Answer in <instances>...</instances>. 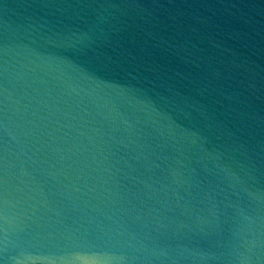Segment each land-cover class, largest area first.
<instances>
[{"label":"clouds","instance_id":"obj_1","mask_svg":"<svg viewBox=\"0 0 264 264\" xmlns=\"http://www.w3.org/2000/svg\"><path fill=\"white\" fill-rule=\"evenodd\" d=\"M38 8L49 11L23 17L18 40L27 43L15 47L37 66L58 61L87 79L123 77L112 83L113 108L151 109L141 135L166 142L172 132L188 146L177 172L186 195L176 192L144 223L115 228L38 231L5 218L0 264H264V166L251 148L264 129L256 104L264 105V65L254 59L252 16L235 5L176 11L111 0ZM16 9L3 6L6 17ZM8 31L5 19V55ZM168 58L177 66L159 63Z\"/></svg>","mask_w":264,"mask_h":264},{"label":"water","instance_id":"obj_2","mask_svg":"<svg viewBox=\"0 0 264 264\" xmlns=\"http://www.w3.org/2000/svg\"><path fill=\"white\" fill-rule=\"evenodd\" d=\"M76 0H0V224L38 231L119 227L144 223L186 195L177 175L191 152L174 133L157 141L141 133L151 109L117 110L113 85L123 77L87 79L68 63H32L17 43L24 16H41L44 4ZM161 10L244 8L256 21L258 65H264V0H111ZM4 4L18 9L5 16ZM5 19L9 24L7 55ZM221 37H217L220 39ZM207 46V45H205ZM161 64L177 66L173 58ZM160 90V89H157ZM134 105V98H129ZM259 112L264 105L256 101ZM252 155L264 166V129L255 130ZM187 173H185V177ZM209 180L212 178L209 177ZM171 215V213H169ZM139 217V219H137Z\"/></svg>","mask_w":264,"mask_h":264}]
</instances>
